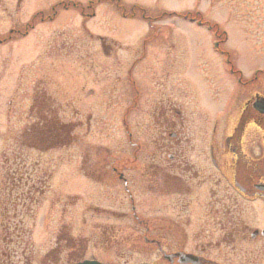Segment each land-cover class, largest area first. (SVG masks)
Here are the masks:
<instances>
[{
	"label": "rangeland",
	"instance_id": "1",
	"mask_svg": "<svg viewBox=\"0 0 264 264\" xmlns=\"http://www.w3.org/2000/svg\"><path fill=\"white\" fill-rule=\"evenodd\" d=\"M63 2L82 4L86 16ZM120 9L136 14L125 17ZM38 13L47 19L21 36ZM10 33L13 40L0 42V193L6 190L3 156L12 159L14 152L23 160L14 198L22 195L27 174L44 180L47 189L31 208L21 198L0 206V264H165L154 239L165 251L191 248L203 223L177 222L190 234L184 238L166 232L173 228L169 221H154L157 211L167 219L172 209L167 194L154 193L146 161L126 172L133 182L128 193L113 173L119 157L131 159L135 151L122 120L128 110L134 141L148 146L139 157L150 161L154 74L170 63L167 58L190 63L187 76L202 100L220 91L208 78L206 95L196 70L219 73L223 102L230 98L240 106L253 92L264 95V0H0V40ZM231 68L244 81L254 78L251 90L241 87ZM136 91L138 107L129 110ZM40 115L69 124L73 140L43 147ZM129 194L142 222L133 217ZM260 204L248 212L254 227ZM234 245L238 251L207 256L223 264H264L261 242L237 238Z\"/></svg>",
	"mask_w": 264,
	"mask_h": 264
},
{
	"label": "flooded vegetation",
	"instance_id": "2",
	"mask_svg": "<svg viewBox=\"0 0 264 264\" xmlns=\"http://www.w3.org/2000/svg\"><path fill=\"white\" fill-rule=\"evenodd\" d=\"M165 61L170 63L154 74V157L150 161L139 157L148 146L134 141L127 128V110L123 125L135 151L131 159L121 155L119 167H113V172L118 174L125 193H128L133 182L126 172L143 167L141 161L148 163L154 172V193L170 197V217L160 219L158 211L154 214V221L171 223L173 228L166 232L188 238L190 234L176 223H203L196 231L198 241L191 248L174 246L177 248L165 251L162 240L154 239L165 264H223L207 255L238 251L234 245L237 238L261 242L259 250L263 252L264 111L254 99L260 93L253 92L240 106L230 98L223 102L219 73L214 70L206 75L204 71L196 70L198 83L202 84L206 95L209 94L208 78L214 80L220 91H216L215 97L202 100L194 80L187 76L190 63L169 58ZM175 61L184 63L176 64ZM231 72L239 75L237 79L242 88L251 90L254 78L244 81L234 68ZM138 98L136 91L129 110L138 107ZM129 197L133 204L132 195ZM256 202L261 203L262 213L260 224L254 227L249 213ZM131 211L133 217L142 222L135 204ZM154 233L159 236L160 229L154 228ZM181 254H190L192 259L182 261Z\"/></svg>",
	"mask_w": 264,
	"mask_h": 264
},
{
	"label": "trees",
	"instance_id": "3",
	"mask_svg": "<svg viewBox=\"0 0 264 264\" xmlns=\"http://www.w3.org/2000/svg\"><path fill=\"white\" fill-rule=\"evenodd\" d=\"M61 5H64L65 7H69V6H75L73 3L72 4H66V3H62ZM93 5V3L91 4ZM77 6L79 8H82L81 11L85 14V11L83 9V5L82 4H77ZM121 8H123L120 5ZM123 13L124 16H130V17H134L135 16V9H133V11L128 12L126 11V9H120ZM55 9L53 11V13H55ZM94 10L92 9V13L93 14ZM54 15L48 16L49 18H52ZM45 19H47V17L44 14H36L31 21H29V23L27 24L26 28L24 29L23 32H20L21 35H26L28 34V31L30 29H33L38 22L40 21H44ZM12 36L11 34L4 40H9L11 39ZM38 119H40L41 125L40 127H42V125L44 126L43 128L44 131L42 132V130L40 131L42 137L40 139L41 143L43 144V147H46L47 144H49V146H47V149L50 147H53V143L52 140H57L58 143L60 144H67L70 143L73 140V137L71 135V130H70V125L69 124H62L59 123L56 120L49 121L48 119H44L42 118V115H40L38 117ZM48 127V128H47ZM55 128V129H54ZM41 129V128H40ZM46 129L48 131H46ZM54 129V130H53ZM21 146H24L23 143H21ZM12 159H10L9 156L4 155L3 156V182L5 181L6 183V190L3 189V197H2V193H0V206L5 205L4 201L6 202V207L8 205V203H10L11 201H15L16 199H23V203L26 204L28 203L29 208H31L33 205H35L36 203H38V201H40V198H37L39 195H41L42 193H44L47 189V184L45 183L44 180L39 179V178H34L33 176H31V174H27V179L25 180V184H23V190H22V195H19L17 193V198H14L15 196L13 195L14 192H18L20 190L21 187H19V185H16V180L14 178V176L18 173V171H20V169L22 168L20 165L22 164L21 161V154L19 153H15L12 154ZM25 162V161H24ZM21 180H23L21 178ZM2 190V189H0ZM25 190V191H24ZM45 190V191H44ZM7 191V192H6ZM24 197V198H23ZM6 199V200H5ZM33 204V205H32Z\"/></svg>",
	"mask_w": 264,
	"mask_h": 264
},
{
	"label": "water",
	"instance_id": "4",
	"mask_svg": "<svg viewBox=\"0 0 264 264\" xmlns=\"http://www.w3.org/2000/svg\"><path fill=\"white\" fill-rule=\"evenodd\" d=\"M262 100H264V99H262ZM258 97H257V101H256V103H258ZM261 108H262V110L264 111V105H262L261 106ZM178 255V254H177ZM182 255V258H181V260L182 261H188V260H191L192 259V257H191V255L190 254H181ZM77 264H102V263H100V262H98V261H90V260H85V261H83V262H79V263H77Z\"/></svg>",
	"mask_w": 264,
	"mask_h": 264
}]
</instances>
